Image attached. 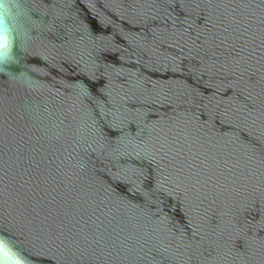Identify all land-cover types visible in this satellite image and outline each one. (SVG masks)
Here are the masks:
<instances>
[{
	"label": "clouds",
	"instance_id": "1",
	"mask_svg": "<svg viewBox=\"0 0 264 264\" xmlns=\"http://www.w3.org/2000/svg\"><path fill=\"white\" fill-rule=\"evenodd\" d=\"M0 48H3L7 45V32L9 31V26L8 23L5 20V15L7 14L9 15V10L6 7V4L0 3ZM3 59V56H0V60ZM3 247L0 246V252H3ZM4 255H8V253H4ZM0 264H5V260L4 259H0ZM14 264H24V262L22 260L16 259L14 261Z\"/></svg>",
	"mask_w": 264,
	"mask_h": 264
}]
</instances>
